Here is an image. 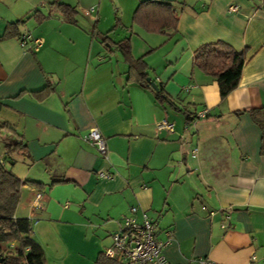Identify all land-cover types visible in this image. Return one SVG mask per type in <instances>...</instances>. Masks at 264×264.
Here are the masks:
<instances>
[{
  "label": "crops",
  "instance_id": "obj_1",
  "mask_svg": "<svg viewBox=\"0 0 264 264\" xmlns=\"http://www.w3.org/2000/svg\"><path fill=\"white\" fill-rule=\"evenodd\" d=\"M146 1L0 0V136L24 139L12 171L39 184L23 188L16 217L34 219L47 264H97L124 218L145 215L171 239L167 264H264V0H156L171 6L146 7L152 15L178 19L162 32L134 21ZM57 2L76 8V24ZM10 28L19 35L6 37ZM127 39L174 107L129 82L116 46ZM217 42L246 56L225 100L194 65L196 50ZM92 128L107 159L85 141Z\"/></svg>",
  "mask_w": 264,
  "mask_h": 264
},
{
  "label": "trees",
  "instance_id": "obj_2",
  "mask_svg": "<svg viewBox=\"0 0 264 264\" xmlns=\"http://www.w3.org/2000/svg\"><path fill=\"white\" fill-rule=\"evenodd\" d=\"M54 6L61 10L66 22L77 23L78 11L75 7L58 2L54 3ZM149 6L168 9L171 5L156 0L143 2L135 12L134 21L136 23L150 32H162L165 28H176L178 19L174 13L167 18L152 15L146 8ZM36 17L38 20L43 19V16L40 17V15H36ZM18 35L15 28H10L6 32V37ZM116 46L122 52L129 66V82L150 91L157 102L168 103L174 107L173 98L166 92L164 86L157 85L158 89L156 90L149 82L151 79L150 68L144 58H134L130 40L122 41ZM245 64V53L236 51L224 42L205 44L194 54L195 67L218 83L222 100H225L239 87ZM50 91L52 88L48 87L43 92L49 93ZM2 108L3 104L0 102V113ZM178 110L181 109L178 108ZM181 112L187 116L189 121L191 116L189 111L183 109ZM4 127L5 125L0 123V129ZM0 142L6 150L5 157H0V258H3L4 264H47L44 248L34 238L33 222L29 218L16 217V211L22 201L23 188L39 185L36 182L21 179L7 165L13 154L24 150L26 143L23 138L13 135L0 136ZM12 243H15L14 247H11ZM97 264L122 263L119 260L109 259L106 252H102L98 257Z\"/></svg>",
  "mask_w": 264,
  "mask_h": 264
},
{
  "label": "built area",
  "instance_id": "obj_3",
  "mask_svg": "<svg viewBox=\"0 0 264 264\" xmlns=\"http://www.w3.org/2000/svg\"><path fill=\"white\" fill-rule=\"evenodd\" d=\"M230 12H238V6H231ZM96 12L95 8L87 11V15ZM29 42L28 37L21 38V44L25 47ZM41 44H39L40 46ZM209 111L206 110L199 114V118H207ZM174 124L164 120L159 123L160 129H165L169 132H174ZM85 141L95 146L99 153L108 158L107 141L101 131L97 128L90 129L85 137ZM3 163V160H1ZM101 178H111L113 175L110 173L101 172ZM42 194H38L33 203L32 209L41 208ZM137 208L133 207L131 213H135ZM35 224L34 219H31ZM160 228L159 225L144 216V222L138 223L133 217H125L121 228L113 234V244L106 250V256L112 260H119L122 264H167L166 258L163 254L164 248L171 242L169 238L162 241L159 238ZM170 236V234H168ZM15 243L11 244L14 247ZM255 260V257H253ZM190 264H217L208 258L193 259Z\"/></svg>",
  "mask_w": 264,
  "mask_h": 264
},
{
  "label": "rangeland",
  "instance_id": "obj_4",
  "mask_svg": "<svg viewBox=\"0 0 264 264\" xmlns=\"http://www.w3.org/2000/svg\"><path fill=\"white\" fill-rule=\"evenodd\" d=\"M170 114H171V115H174V114H177V113L172 111V112H170ZM178 118L180 119V117H179L178 115H175L174 120H177ZM3 146H4V145L0 142V152L3 150ZM20 157H21L20 154H16V155H15V158H16L15 160H18V161H19V160L21 159ZM20 164H21V163H20ZM20 164H19V165H20ZM17 166H18V165H17ZM8 167H9L11 170H13L14 166H12V159L9 160ZM17 168H19V166L16 167L15 170H16ZM20 209H21V208H19V210H20ZM17 211H18V209H17ZM17 211H16V213H17ZM18 213H20V212H18ZM33 227H34V224H33Z\"/></svg>",
  "mask_w": 264,
  "mask_h": 264
},
{
  "label": "water",
  "instance_id": "obj_5",
  "mask_svg": "<svg viewBox=\"0 0 264 264\" xmlns=\"http://www.w3.org/2000/svg\"><path fill=\"white\" fill-rule=\"evenodd\" d=\"M149 82L152 84V86L154 87V89H158V86L156 85V83L155 82H153L151 79H149ZM4 261H3V258H0V263H3Z\"/></svg>",
  "mask_w": 264,
  "mask_h": 264
}]
</instances>
